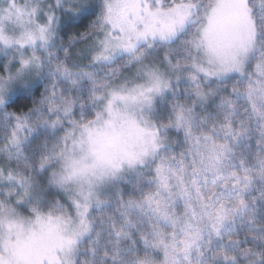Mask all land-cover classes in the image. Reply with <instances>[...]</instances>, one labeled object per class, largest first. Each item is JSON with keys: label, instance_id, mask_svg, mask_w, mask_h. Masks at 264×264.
Instances as JSON below:
<instances>
[{"label": "clouds", "instance_id": "9594fccd", "mask_svg": "<svg viewBox=\"0 0 264 264\" xmlns=\"http://www.w3.org/2000/svg\"><path fill=\"white\" fill-rule=\"evenodd\" d=\"M152 2L155 5V0ZM162 2L165 7L187 5L190 13L186 26L178 28L171 41L153 42L139 62L118 53L110 63H94L91 56L102 46L107 31V27H93L100 22L104 0H0V29L13 37L12 45L0 42V65L17 64L12 69L15 83L8 98L9 111L40 107L45 91L47 69L43 74L34 71L15 77L21 53L33 54V49L15 41L26 29L41 22L29 14L36 5L38 15H54L56 19L53 44L48 49L54 53L53 67L55 62L65 60L64 47L75 40L73 55L68 59L94 67L108 85L97 88L101 99L95 103L88 99V88H84L74 114L63 117L56 134L42 133L41 146L46 143L51 149L64 134L59 129L70 127L73 119L79 123L95 120L111 89L126 92L144 84L148 70L157 71L167 84L151 93L150 103L117 101L114 105L147 131L142 137L127 138L122 155H130L118 158L115 166L106 167L102 178L92 177L88 231L83 230L73 206L74 200L82 199L81 185L56 182L63 171V161H50L46 172L39 167L25 170V175L31 177L27 194L19 183L0 182V198H8L11 193V207L22 204L30 213L32 203L38 201L45 213L68 218V224L61 227L65 236H74L75 242L55 249L59 264H134L145 256L152 264H264V171L257 163V157L264 158V120L250 116L243 95H233L234 87L243 93L249 83L256 89L264 88V75L257 71V65H264V0H242L244 22L239 34L232 38L238 69L227 72L221 71V58L208 42H202L209 5L214 0ZM69 4L77 6L79 15L70 18L65 14ZM14 6L24 9L25 14L19 19ZM10 10L11 17L4 19ZM241 41L243 48L239 47ZM139 47L146 49L147 45L142 43ZM37 52L47 57V51ZM2 75H9L7 67ZM222 98L231 101L239 115L226 116L220 106ZM81 103L85 105L83 110ZM181 114L184 119L179 118ZM237 172L250 178V191L231 190L233 173ZM88 188L85 183V193ZM146 195H152L153 206L158 204L166 216L154 214L148 206L129 205V201L143 204ZM241 199L257 209L254 219L236 211ZM17 212L22 217L27 215L19 208ZM233 220L235 223L231 224ZM127 221L135 227L129 228ZM8 232V224H0V235L7 236ZM117 232L130 235L117 237ZM160 239L164 243H158ZM114 246L119 247V254L114 252Z\"/></svg>", "mask_w": 264, "mask_h": 264}, {"label": "snow or ice", "instance_id": "6c2138e0", "mask_svg": "<svg viewBox=\"0 0 264 264\" xmlns=\"http://www.w3.org/2000/svg\"><path fill=\"white\" fill-rule=\"evenodd\" d=\"M187 8V5L180 3L165 7L162 0H155V5L152 0H104L100 22L93 27H107V31L105 39L101 42L102 46L91 56V61L110 63L118 53L127 54L137 62L141 61L153 42L158 40L167 43L176 35L178 28L186 26L190 16ZM209 9L202 42L207 41L221 58V71L238 69V62L232 54V49L236 46L232 38L239 34L244 22L245 10L242 0H214ZM79 11L75 4H69L65 14L74 18L79 15ZM38 12L39 5H36L31 8L29 14L37 16L41 22H37L34 28L26 29L15 41L22 47L33 49L31 56L21 53L19 70L15 77L18 79L34 71L43 74L47 69L46 87L40 97V107H24L9 111L11 105L8 98L15 83L12 69L17 68V64L0 65V136L3 137L0 141V182L6 181L9 185L19 183L27 194L31 190V177L25 175V170L39 167L46 172L50 161L56 159L63 161V171L58 175L56 182L61 185L69 182L81 185L82 199L74 200L73 206L81 218L80 225L84 231H88L86 217L93 197L90 187L92 177L99 175L102 178L106 167L115 166L118 158L130 155L126 152L122 155V147L127 143V138L142 137L147 131L114 105L117 101L125 104L150 103L151 93L159 92L167 84L157 71L148 70L144 84H138L126 92L111 89L103 111L96 113L95 120L79 123L73 119L70 127L59 129L64 134L57 138L51 149L46 143L41 146L39 141L42 133L56 134L57 126L63 123V117H71L74 114L84 88H88V99L95 103L101 99L97 94V88H107L108 85L105 80L98 77V70L94 67L85 66L75 59H68L73 55L72 48L77 43L75 40L64 47L65 60L55 62L53 67L54 53L48 49L53 44L56 19L54 15L45 18L43 14L38 15ZM24 14V9L15 7L18 19ZM11 15L10 10L9 17L4 19L10 18ZM0 42L12 45L13 37L0 29ZM142 43L147 45L146 49H140ZM239 47H244L243 41ZM37 50L47 51V57L38 54ZM6 67L9 75L5 78L2 74ZM257 71L264 75V65H257ZM196 87L199 88V85ZM233 95L237 97L243 95L246 105L251 110L250 116L256 115L264 120V88L256 89L249 83L243 93L234 87ZM220 106L226 110V116L239 115L235 105L227 99L222 98ZM84 108L85 105L81 103L80 109ZM188 111L191 112V109ZM179 118L184 119L182 114ZM261 136L264 137V132ZM256 146L259 147V141L256 142ZM248 147L251 148L252 145L249 144ZM240 163L243 167L245 162L242 159ZM257 163L264 171V158L257 157ZM85 183L89 185L86 193L83 190ZM231 190L250 191V178L247 175L242 177L239 172L233 173ZM261 199L264 200V192L261 193ZM11 202V193L8 198H0V224L7 223L9 226L7 236L0 235V264H59L55 249L75 242L74 236H65L61 227L68 224V218L54 215L52 212L45 213L38 201L32 203L30 213L24 205L18 204L17 208L27 214L26 217H22L18 214L17 208L10 206ZM99 203L100 201H97V204ZM129 205L136 208L148 206L154 214L166 216L158 204L153 206L152 195H146L143 204L129 201ZM236 211L246 218L254 219L257 214V209L251 207L244 199L238 201ZM126 223L129 228L135 227L132 221ZM234 223L235 220L231 222ZM231 224L228 225L229 230ZM249 229L254 230L251 226ZM121 235L128 236L130 233H116L117 237ZM94 243L99 244V235ZM145 243L147 245V240ZM158 243H164L163 239ZM113 250L117 254L120 252L118 246H114ZM91 251L95 255V248ZM134 264H152V261L145 256L137 258Z\"/></svg>", "mask_w": 264, "mask_h": 264}]
</instances>
